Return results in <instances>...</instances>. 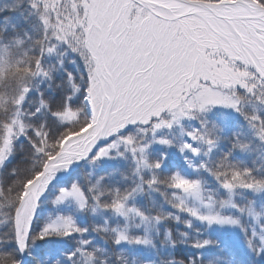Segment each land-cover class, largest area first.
<instances>
[{
  "label": "snow or ice",
  "instance_id": "6c2138e0",
  "mask_svg": "<svg viewBox=\"0 0 264 264\" xmlns=\"http://www.w3.org/2000/svg\"><path fill=\"white\" fill-rule=\"evenodd\" d=\"M0 264H264V0H0Z\"/></svg>",
  "mask_w": 264,
  "mask_h": 264
}]
</instances>
